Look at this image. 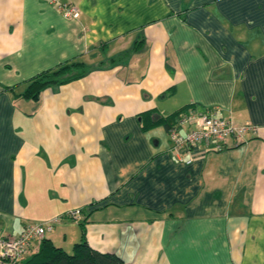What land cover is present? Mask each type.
I'll use <instances>...</instances> for the list:
<instances>
[{
    "label": "crops",
    "instance_id": "0c3cea01",
    "mask_svg": "<svg viewBox=\"0 0 264 264\" xmlns=\"http://www.w3.org/2000/svg\"><path fill=\"white\" fill-rule=\"evenodd\" d=\"M59 1L79 16L0 0V235L52 222L43 238L70 252L87 217L88 244L124 264H264V0ZM68 61L95 68L19 95ZM186 106L256 130L176 153L142 127Z\"/></svg>",
    "mask_w": 264,
    "mask_h": 264
},
{
    "label": "built area",
    "instance_id": "2783aa9c",
    "mask_svg": "<svg viewBox=\"0 0 264 264\" xmlns=\"http://www.w3.org/2000/svg\"><path fill=\"white\" fill-rule=\"evenodd\" d=\"M57 9L68 18L79 16L78 8L70 3L50 0ZM251 123L236 124L230 118L222 117L212 111L190 110L181 114L173 126L168 128L172 142V149L179 153L184 149H191L197 145H214L220 150L230 138L243 139L248 132H255ZM80 209L68 211L66 216L78 220ZM58 218L54 219V221ZM52 228V222L46 224H29L15 237L0 235V264H16L31 249L34 240L43 238L46 229Z\"/></svg>",
    "mask_w": 264,
    "mask_h": 264
},
{
    "label": "trees",
    "instance_id": "16d2710c",
    "mask_svg": "<svg viewBox=\"0 0 264 264\" xmlns=\"http://www.w3.org/2000/svg\"><path fill=\"white\" fill-rule=\"evenodd\" d=\"M142 38H138L132 47L119 55L113 60L128 58L134 53ZM95 66L87 64L83 61H68L58 66L44 70L27 81L24 90L19 94L30 100H38L40 93L46 88L54 85H62L73 80L79 79L92 71ZM4 89L13 90V87H5ZM189 107V106H188ZM182 107L168 115L154 114L152 111L144 112L141 118L142 127H152L155 125H164L167 130L177 121V118L190 110ZM195 110V109H191ZM84 220L79 221L81 226V235L76 241L70 252L62 247L55 246L50 239L43 238L41 240L40 249L25 261H19L16 264H124L123 260L115 253L101 252L92 248L85 237ZM82 219V218H81Z\"/></svg>",
    "mask_w": 264,
    "mask_h": 264
}]
</instances>
